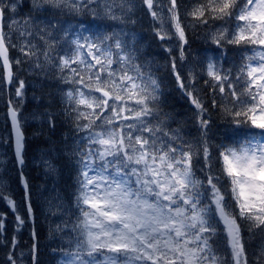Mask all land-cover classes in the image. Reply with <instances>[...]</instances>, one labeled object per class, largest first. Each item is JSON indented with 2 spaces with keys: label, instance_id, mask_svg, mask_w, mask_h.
I'll use <instances>...</instances> for the list:
<instances>
[{
  "label": "snow or ice",
  "instance_id": "obj_1",
  "mask_svg": "<svg viewBox=\"0 0 264 264\" xmlns=\"http://www.w3.org/2000/svg\"><path fill=\"white\" fill-rule=\"evenodd\" d=\"M53 10L109 22L111 30L42 19ZM140 11L162 46L169 44L167 67L192 106L194 136L168 126L159 69L141 58L128 27ZM199 27L214 47L189 63L188 29ZM52 70L63 85L76 172L71 208L50 212L68 216L49 230L60 236L58 264H264V0H195L183 16L180 0H0V93L14 89L6 122L22 187L13 198L0 175L3 264H39L20 73ZM213 111L224 125L216 133ZM33 118L55 129L51 113ZM26 229L27 257L20 248ZM246 237L260 241L251 259Z\"/></svg>",
  "mask_w": 264,
  "mask_h": 264
},
{
  "label": "trees",
  "instance_id": "obj_2",
  "mask_svg": "<svg viewBox=\"0 0 264 264\" xmlns=\"http://www.w3.org/2000/svg\"><path fill=\"white\" fill-rule=\"evenodd\" d=\"M180 3L183 16L185 7L190 8L195 3V0H180ZM24 12L25 14L27 13V8L24 9ZM41 17L45 20H53L54 23L59 21L64 24V27L68 22H80L90 18L87 16L58 14L55 10L41 13ZM189 19L191 18L189 17ZM136 21L135 25H129L128 27L135 33L141 58L145 61H153L154 70L159 69L156 74L162 79V109L167 114L168 126L172 129L181 128L185 134L196 135L192 106L177 89L174 77L170 74L167 67L169 56L164 48L169 46V44L165 43L162 46V42L155 37L152 31L150 17L143 11L137 13ZM99 22L109 23L105 21ZM220 23V21L215 22L216 25ZM205 31L206 29L203 27L195 30L188 29L189 63H194L200 57L211 54L210 50L214 46L205 41ZM172 54L177 57L179 55L175 48H173ZM227 56L229 62H231L235 56V49H230L227 52ZM55 76V70L48 72L47 75L44 73H20V78L25 80L26 87L22 107V115L27 121L24 125L26 136L25 174L32 186L33 203L37 216L35 228L38 233L39 264H58L60 257L53 252V249L60 242V236L59 234L56 236L50 235L49 230L55 224L61 223L62 219L66 220L68 216L60 214L53 216L50 212L55 211V205L57 204L62 205L64 209H70L76 190V172L68 153V145L71 144L73 137L71 119L63 111L64 102L60 92V88L63 85L58 82ZM198 88L201 89V96L210 101V93H208L202 80H200ZM3 98L5 100L9 98L7 91L4 92ZM1 108L4 112L6 105H2ZM45 111L51 113L55 118L56 126L54 130H50L47 124H42L40 119L33 118V114L38 117L40 113ZM213 119L215 123L212 125V129L213 133H216L217 129H222L224 125L216 116L215 111H213ZM45 161H50L55 165V173L50 175L46 172ZM12 168L13 172L10 175L12 193L10 194L13 198L19 200L22 196V187L18 183L17 170L14 167V163ZM49 202L52 204L51 209ZM6 210L4 203L0 202V211ZM11 219L12 217L9 215L8 220L11 221ZM9 229H11L10 224ZM29 231L30 229L23 231V243L20 246L26 257L31 244ZM246 241V248L251 259V252L256 250L260 241L259 239L250 240L247 237ZM6 251L7 249L0 247V264H3ZM25 264H29L27 259Z\"/></svg>",
  "mask_w": 264,
  "mask_h": 264
},
{
  "label": "rangeland",
  "instance_id": "obj_3",
  "mask_svg": "<svg viewBox=\"0 0 264 264\" xmlns=\"http://www.w3.org/2000/svg\"><path fill=\"white\" fill-rule=\"evenodd\" d=\"M16 55L17 53H13ZM12 98L14 99V90H12ZM4 93H0V108L2 105L6 104L7 100L3 98ZM9 94V92H7ZM6 113L5 111L1 112L0 109V175L5 176V181L9 186V191L12 193L11 189V179L10 175L13 172V145H12V139H11V131L8 128L6 122ZM11 140V142H10Z\"/></svg>",
  "mask_w": 264,
  "mask_h": 264
}]
</instances>
